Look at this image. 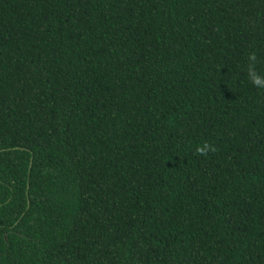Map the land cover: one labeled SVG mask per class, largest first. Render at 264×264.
<instances>
[{"label": "trees", "instance_id": "trees-1", "mask_svg": "<svg viewBox=\"0 0 264 264\" xmlns=\"http://www.w3.org/2000/svg\"><path fill=\"white\" fill-rule=\"evenodd\" d=\"M250 66L264 0H0V264H264Z\"/></svg>", "mask_w": 264, "mask_h": 264}, {"label": "clouds", "instance_id": "clouds-1", "mask_svg": "<svg viewBox=\"0 0 264 264\" xmlns=\"http://www.w3.org/2000/svg\"><path fill=\"white\" fill-rule=\"evenodd\" d=\"M248 60L250 62V65L256 61V54L249 53L248 54ZM248 79L253 83L255 86L259 88H264V76H261L259 73L255 71L253 67H249L248 69ZM196 152L201 155H206L208 151L214 150L212 149L211 145H209L207 142H204L196 147Z\"/></svg>", "mask_w": 264, "mask_h": 264}]
</instances>
